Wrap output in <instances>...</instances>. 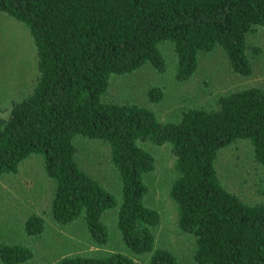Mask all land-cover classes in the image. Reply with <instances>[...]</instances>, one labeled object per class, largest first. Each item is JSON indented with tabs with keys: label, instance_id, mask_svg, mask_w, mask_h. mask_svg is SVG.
<instances>
[{
	"label": "trees",
	"instance_id": "16d2710c",
	"mask_svg": "<svg viewBox=\"0 0 264 264\" xmlns=\"http://www.w3.org/2000/svg\"><path fill=\"white\" fill-rule=\"evenodd\" d=\"M0 12L22 22L36 50L33 89L0 114V177L16 173L40 156L54 185L49 215L56 224L83 219L92 241L108 242L103 214L116 208V225L128 254L72 255L56 264H178L155 245L160 213L146 202V174L155 158L144 147L169 143L177 173L169 195L178 227L194 239L196 264H264V176L256 181L260 199L247 202L229 190L215 163L220 150L238 140L251 146L264 168V89L251 86L223 94L213 107L185 110L176 122L160 121L149 108L106 102L110 77L148 65L166 69L161 49L168 44L176 62L174 78L188 81L199 54L220 47L232 71L252 73L248 35L264 28V0H0ZM158 101L162 89L149 90ZM101 140L110 147L120 199L86 174L76 161L74 138ZM44 219L30 215L27 235L43 233ZM33 257L24 245L0 242L2 264Z\"/></svg>",
	"mask_w": 264,
	"mask_h": 264
},
{
	"label": "rangeland",
	"instance_id": "374dc122",
	"mask_svg": "<svg viewBox=\"0 0 264 264\" xmlns=\"http://www.w3.org/2000/svg\"><path fill=\"white\" fill-rule=\"evenodd\" d=\"M247 43L252 64L249 76L232 71L226 54L216 47L199 54L198 67L191 79L178 82L174 78L176 62L172 49L163 44L164 72L143 65L130 73L112 75L103 100L144 106L151 109L160 121L176 122L189 108L215 106L217 98L223 94L251 86L264 89V28L251 32ZM36 76V50L28 29L22 22L0 12L2 116L8 114L11 101L25 97L33 89ZM155 86L162 89L158 101L151 100L148 95ZM74 145L79 167L119 200L121 183L111 163L109 145L83 136H76ZM144 147L155 158L154 171L145 176L149 188L146 202L161 216L154 231L155 245L171 251L178 264H196L193 261L194 239L179 229L177 206L169 195L171 183L177 175L171 145L148 142ZM215 166L220 179L233 193L247 202L260 199L256 181L264 176V168L253 162L247 141L238 140L220 150ZM53 185V179L47 176L43 161L37 155L25 159L16 173L0 177V242L29 247L33 257L22 264H56L60 258L72 255L111 252L130 255L119 236L116 208L107 210L102 216L108 230V242L102 247L92 241L83 219L66 225L54 223L49 215ZM30 215L44 219L42 234L31 236L25 233L23 222ZM132 257L137 264H147L146 256Z\"/></svg>",
	"mask_w": 264,
	"mask_h": 264
}]
</instances>
